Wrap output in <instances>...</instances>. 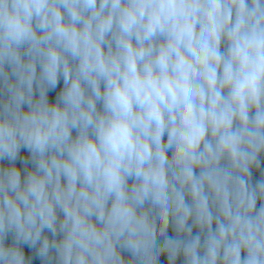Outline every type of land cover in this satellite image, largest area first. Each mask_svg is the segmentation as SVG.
Returning a JSON list of instances; mask_svg holds the SVG:
<instances>
[{"label": "clouds", "instance_id": "obj_1", "mask_svg": "<svg viewBox=\"0 0 264 264\" xmlns=\"http://www.w3.org/2000/svg\"><path fill=\"white\" fill-rule=\"evenodd\" d=\"M0 264H264V0H0Z\"/></svg>", "mask_w": 264, "mask_h": 264}]
</instances>
